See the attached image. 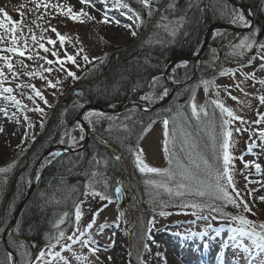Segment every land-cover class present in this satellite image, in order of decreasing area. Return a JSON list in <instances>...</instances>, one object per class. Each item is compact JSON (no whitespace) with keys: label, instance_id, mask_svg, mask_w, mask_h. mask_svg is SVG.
<instances>
[{"label":"rangeland","instance_id":"374dc122","mask_svg":"<svg viewBox=\"0 0 264 264\" xmlns=\"http://www.w3.org/2000/svg\"><path fill=\"white\" fill-rule=\"evenodd\" d=\"M221 1L222 4L223 0ZM230 1L234 2L235 4L229 3L227 1L228 7L230 9L235 8L241 11L251 22L252 28L259 29L257 32V39L264 40V1L263 7L260 11L262 13L261 21L258 26L256 25L253 15H248L251 13V11L245 3L240 0ZM45 2H48V0H45ZM50 2L65 4L67 6L74 5V10L76 11L84 8L85 11H88L90 14L94 15L96 19L91 21L85 19L84 23H77L71 21L65 16L57 15V13L51 9L46 10L44 8H40L37 10L33 0H0V9H3L5 12H7L14 20H23V24L21 25L20 29V31L23 32V36L20 40V46H24V37H28V48L30 51L27 54H34L35 52L39 51L40 55H46L49 59H51L52 57L50 54L43 53L42 50L38 49L37 45L33 44L30 36L35 34L38 39L43 36L44 39L41 42L45 43L46 47L52 48V45L47 44V39H56L55 34L50 31L51 28L55 27L61 34L68 37V40L65 44V48L68 53L75 54L77 50L83 49L81 55H88L90 59L92 57H96L98 60L104 59V61L107 62L108 60H111V57L113 58L116 56V62H118L121 58L125 57L124 55L127 52L142 44L143 40L147 36V33L151 30L150 26L153 23L154 18H156L154 13L152 16L154 17L152 18L153 21L151 20L149 25H134L133 27L139 34L138 38H136L132 37L130 35V31L123 27L124 24H131L132 21L121 15V11L127 10L117 9L116 0H93V2L96 4L97 8L102 9L107 6L109 9H112L109 14L119 19L121 21V25H105L100 23L99 21L101 20V13L95 12L92 8L81 4L79 0H50ZM165 2L166 0H158L159 11L156 12V15H160L161 12H163ZM238 5H242L247 9L242 10L238 7ZM219 7L217 8V13H219ZM21 12L24 14L23 16L19 15ZM0 19H3L2 14H0ZM33 21H35V23H33ZM217 23L223 26H229L230 28L226 30H216H218L219 33H230L229 40L236 42H238L239 38L247 35L251 30L250 28H245L240 25L233 26L224 20H220ZM29 28H31V33H29ZM242 29H245V31H238ZM20 31H18L17 35H20ZM0 32H2V30H0ZM218 36L220 35H217L214 38L212 35L209 37L207 43H204L205 41L202 40V43L199 46V49H202V47L205 46L203 48L202 55L208 48L207 51L209 52H207V55L210 59L208 63H202L206 64V70L204 73H202V75L197 74L202 56H198L199 50L194 56H192H198L197 61L191 63H178L179 65H177L174 70L168 71V73H166V70L169 64L164 68L162 74L160 75L159 81V83L162 84L161 94L164 92V89H167L170 85H179L180 87L174 89L172 92L170 96L171 99L177 89L182 88L185 84L191 86L192 93L188 96V100L186 102H181V106L179 105V107L176 109L171 110L164 109L163 111L166 113H172L170 115L171 117L168 116L171 126L173 118L177 117V113H179L180 118L191 117L190 104L194 102L198 107L205 106L210 115L213 113V111H215L217 122L219 123V109H216L215 106L211 104L212 99H219L225 104V106L231 108L236 115L243 117V119L247 121L245 124H241L240 121H234L233 124L229 126L230 130L234 129L235 127H240L242 130L249 129L248 131H242L241 133H236L233 131V136L231 138L232 146L230 147V154L234 156V160L232 162L234 165L233 177L236 187L241 193V196H243L247 202H249L250 206L253 207V212L255 213V215H246H248L250 219H253L257 222H264V203L257 201L255 204H253L251 197L247 196V192L251 189L260 188V184L255 183V181L264 182V142L259 139L256 131L257 128L264 130V121H262L258 126L252 123L258 118L257 110L259 113H264V106L259 105L258 101V96L264 94V86L254 83L252 80L246 79L245 76L242 75V73H253L256 75L257 79H260L264 78V70L260 69V61L258 59L253 61L251 65H247L245 63L243 67H240L241 63H244L248 56L255 54V49L248 53L243 59L234 58L231 54V49L226 47L229 40L225 44L220 43L219 45H214L212 43ZM5 46L7 45L0 44V47ZM59 47V42H57L56 48L59 49ZM213 49H216L215 53L212 51ZM5 54L6 53L0 52V55ZM63 54L64 50L61 49L60 55L63 56ZM223 57L225 59H223ZM226 59L227 62L225 61ZM98 60L94 61L93 64L84 65L82 59L78 57V62L81 64L82 68H87L89 70L87 77L94 70L99 69V66L105 63L104 62L101 64L98 62ZM12 63L14 65V70L19 73V75L16 77H13L11 73H8L7 69L4 67L3 61L0 60V69H3L7 77V79L4 81V86L11 87L13 89L12 94L15 95L17 99L21 100L23 105H27V109H25L23 112H19L10 101H5L3 97L0 96V109H6L9 114V118L6 119L4 113L0 112V128L3 129V131H0V167H7L10 164L14 165V167H12L8 173H0V228L4 229V231H0V259H3L6 252H12L16 264H28L29 258L22 257L18 254L20 249L17 248V244L23 243L25 249L31 253V258L34 259L35 255L38 254L40 249L45 248L50 236L58 235V230L55 225L61 217H64L65 213L61 214L54 223L52 232L46 239L45 245L37 247L34 244L27 242V240H25L19 232L17 222L19 221L22 211L18 214L16 220L10 227L13 221L14 213L10 221L6 222L2 220V210L6 205V201L8 202L10 197L14 198L11 195L14 188L16 189V184L20 180V174L22 173L21 169L25 162L28 161L29 157L33 156L34 153H37L38 162L36 165V170L38 168L39 162L42 159V168L49 164L48 160H54L52 159L53 157L44 158L45 152L41 154L42 150L40 149L42 143H44V138H46L48 135L47 132L50 125V122L48 121L51 120L49 119V116L54 115L59 110H62L61 108L63 107V104L77 99L75 97L68 96V91L71 89L72 91L81 90L89 80L84 78L85 74L83 71L77 70L72 65H67V67L71 68L73 71H76L78 76H81V79L78 81H73L71 78H66L65 73H58L55 70L51 74L43 72V68L48 67V65H46L44 61L35 58L33 60H28L26 57L13 56ZM189 64H192L193 66V77L196 76L195 78H197V81L192 83L193 79H191L185 84L178 83V80H176V71L179 68H184ZM25 65L27 67H25ZM52 67L55 69L58 66L53 65ZM227 69H236L235 75H219L221 70ZM25 72H43V75L48 79L53 80V82L59 79L61 83L58 85V88L62 89V91H57V89L47 87V80H42L36 76L29 77L24 74ZM203 81L211 82L208 86L207 95L205 93ZM241 81H243V83H240ZM238 83L240 84V87H237ZM17 85H20V87H17ZM27 85H35V87L42 92L49 104L53 107H46L43 101H40L38 98L35 100V102L30 100L28 97L32 96L33 93L31 88L27 87ZM157 86L159 85L156 83L155 87ZM74 87H76V89ZM78 87H81V89ZM155 87L152 88L154 89ZM225 88H227L228 91H225ZM150 91L151 92H149V89H147L145 94H150L153 97L161 96V94L158 96L157 93L152 92V89ZM217 91L219 92L218 96L215 95ZM228 92H231L232 96L238 97V100L231 99L228 95ZM53 93H55V95H53ZM244 93H248L249 95L246 96ZM129 99L133 100L131 98H126L123 101H130ZM78 100H81V98ZM159 100L161 99L142 101L147 103H155ZM240 101L243 103H240ZM168 102L158 109L164 108ZM183 104L186 105L185 111H182V108H185L184 106L182 107ZM36 105L44 108L45 113H47V116L45 117L46 127L44 126L43 129L40 127V114L36 113L35 111L28 110L33 109ZM88 105L90 104H85L84 107ZM14 112L16 113V117L12 118L11 114ZM25 115L29 117L33 127L28 128V122L24 120ZM17 119L19 120V123L16 122ZM191 122L193 124L195 123L194 120H191ZM150 126L151 127L147 128L148 130L146 132H142L144 127L142 128L140 131L141 135L139 134L140 137L133 147L129 148V150L125 153H118L121 157L119 161L115 160V157L118 155L113 157V161L117 166V176L115 178L112 190L111 187H108L107 189L104 188V191H107L108 194L112 196V203L101 201L99 200V197H97L95 200H92L91 197H88V201H91V206L89 207L88 202L81 204V209L83 212V216L79 224L81 231H84L87 224L92 220V213L97 209H103L96 216L93 227L91 229H87L85 235L81 237V240H90V247H98L100 249V251L96 254L100 257V259L97 260L96 255H93L91 252H89L87 247H82L80 243L72 244L70 251L67 249L61 251L60 245H57L54 251H61V256L68 259L69 264H129V252L132 254L131 264H140L141 260L144 261L145 264H156V260H159V264H246L245 257H248V253H245L242 249L237 251L229 248L226 250L221 247L222 242L229 238L226 230L220 232L218 235H215V238L196 237L188 240L182 238L186 233V230H190L192 232L204 231L206 228V221L199 220L195 223H191L196 219L195 216L191 215L192 210L173 205H178V203L182 200H199L201 198L193 196H186L183 198L175 196L169 197L168 193H166L163 189H157L144 183L146 179L164 181L165 178L156 176L155 174L139 173V171L134 166V158L132 156V151L135 149H143L145 162L150 166L158 168L170 167L168 160L165 157V153L163 152V119H160ZM88 127L92 130L91 126L88 125ZM187 130L193 131L191 128ZM219 131V128H217V133H219ZM25 132H27V138H25ZM70 134L71 136L76 137L77 140L74 147L69 148L67 143L69 139L68 136L65 138V143H58L55 147H62L65 149H74L79 147L77 148L79 150L75 151V153L64 154H77L85 150L88 144L87 143L86 145H83L85 141V134L80 130L77 135H73L72 133ZM33 135L36 136L35 141L31 139ZM81 135L84 136L83 141L79 140ZM200 139H203V145H200L202 141ZM197 140L201 149L204 148L205 143H209L210 145L207 130H201L198 134ZM251 141H255L259 147L253 148V151L249 153L248 147ZM169 147L179 154V143L175 145L174 149L171 143ZM205 155L208 157L211 156L210 147L208 150H206ZM241 156H243L244 161H255L260 163V172L257 173L255 167L251 165L247 169L244 168V163L240 159ZM184 162L186 163V160ZM219 163L222 165V157L219 160ZM103 166L105 167V164ZM104 167H102L101 172H103ZM171 167L175 169V165H172ZM246 176L248 177V180H245ZM4 180H7L8 182L6 184L2 183ZM117 182H120V184L118 185ZM166 182L168 183L169 187L175 188V181ZM88 183L89 182L87 181L85 184ZM30 185L31 182L28 184L27 190ZM116 186L122 187V192L119 197H116L115 195ZM27 190L24 192L23 196L26 194ZM255 194L257 196L264 195V189H261ZM22 197L20 198L16 209L18 208ZM82 200H85L84 196H82L80 200H77L76 203ZM161 202L167 203L168 206L161 207ZM104 205H107V207H104ZM74 206L70 212H67L68 216L64 217V223L59 225V229L64 230L66 232V236L72 235L73 229L75 227ZM161 210L171 214L161 217L159 215ZM226 210H232L231 206H228ZM117 217H121V219L118 221ZM153 217H155V226L152 235L156 243H152V241H148L145 238L146 242L150 246V252L141 250L140 259L138 260V237L141 231V224L146 223L148 219ZM101 225H103V229H101ZM213 226L219 227L220 223L218 221H213ZM9 233H11V235ZM113 233H115V235H113ZM178 233L180 235H177ZM75 234L79 235V232H76ZM157 237L161 240L164 238L167 244L178 249L180 251L178 252L180 258L181 254L185 253L183 251L186 250L188 252H195V255L203 259L207 256V254L205 257L203 256L205 251H207L210 246H213L217 261L215 263H213V261L211 263H207L205 261L200 262L198 259H195L192 256L191 257L193 260L188 263H183L180 258L170 260L165 251L157 247ZM113 240L115 241L114 246H112ZM64 242L71 244V241L65 240ZM52 243H55V240H52ZM245 243L247 244L249 242L245 241ZM205 244H207V247L204 246ZM104 249L107 250L105 251ZM157 251H159L162 256L165 257V259L155 258V253ZM76 256L87 257V260H77ZM109 256L112 257L111 261L107 259ZM37 264H39V262H37ZM54 264H63V262L57 260L54 262ZM247 264H250V261H248Z\"/></svg>","mask_w":264,"mask_h":264},{"label":"snow or ice","instance_id":"6c2138e0","mask_svg":"<svg viewBox=\"0 0 264 264\" xmlns=\"http://www.w3.org/2000/svg\"><path fill=\"white\" fill-rule=\"evenodd\" d=\"M81 4H84L93 9L95 12L101 13L100 23L105 25L108 24H116L121 25V21L117 19L115 16H111L109 13L112 9H109L107 6L100 9L96 7V4L93 0H79ZM35 3V8L38 10L40 8H44L46 10L51 9L56 12L57 15L65 16L73 22L84 23L86 20H95L96 17L90 14L88 11H85L84 8L76 11L74 10L75 6H67L65 4L51 3L50 0L45 2V0H33ZM139 3L143 6V9L146 10L147 17L151 18L154 13L159 11L158 0H139ZM117 9H126L127 11H121V15L125 16L127 19L131 20V24H124L123 27L130 31V35L132 37L138 38L139 34L136 29L133 27L134 25L139 26L145 23L144 19H142L140 11H136L132 9L128 3L123 2V0H116ZM189 9L196 7L199 11H206V9H200L198 5L193 3H189L187 6ZM178 10L177 0H172V2L166 3L163 12L160 14V21H168L167 24L156 23L154 25L155 28L161 29L163 28L166 32V39H159L157 43L163 45L165 43H171L172 39L176 37L177 32L186 26V13L185 15H179L177 18L170 19L168 15L165 13L171 12L176 13ZM216 11V9H214ZM0 14L3 15V19H0V44L7 45L5 47H0V52L6 53L5 55H0V60L3 61L4 67L7 69L8 73H11L13 77L19 75L17 71L14 70V65L12 63V57H26L28 60L38 59L45 62L48 67L43 68V72L51 74L54 70L58 73H65L66 78H71L73 81H78L81 79V76L77 75L76 71H73L71 68L67 67V65L74 66L77 70L84 72V78H87L89 70L87 68H82L81 64L78 62V57L82 59L84 65L93 64L94 61H97L98 58L92 57L89 58L88 55H81L83 49L77 50L75 54H70L67 52L65 48L66 41L68 37L61 34L57 28L53 27L50 29L52 33L55 34L56 39L48 38L47 44L52 45V48L46 47L45 43L41 42L44 37L41 36L39 39L35 34L30 36L33 44L38 46L39 50H42L45 54H50L51 59H49L46 55H40L39 51L34 54H27L30 49L28 48V37H24L23 47L20 46V40L23 36V32L20 31L21 25L23 24V20H14L7 12L3 9H0ZM19 15L23 16L24 14L21 12ZM248 15H252L249 13ZM219 16L224 19L228 24L233 26L240 25L245 28H250L251 30L247 35L238 39V42L229 40L227 48L231 49V54L234 58H245L248 53H250L253 49H255V54L248 56L244 63H241L240 67H243L246 63L247 65H251L253 61L259 60V67L261 70H264V40L257 39V32L259 29L252 28L251 22L246 18V16L239 10L235 8H229L227 4V0H223V3L219 7ZM42 18V17H41ZM192 22H195L193 19ZM35 23V21H33ZM18 31H20V35H17ZM29 33H31V28H29ZM183 35L187 36L189 33L187 31L183 32ZM217 35H221L222 37H226L227 33H219L218 30L213 32V37L215 38ZM57 42H59V49L56 48ZM64 50L63 56L60 55V50ZM214 53L216 49L212 50ZM107 55V54H105ZM99 63H104V59H99ZM22 63V61H21ZM187 63V62H185ZM53 65H57L55 69L52 67ZM25 67H27L25 65ZM43 72H25L24 74L29 77H39L42 80H47V87L57 89V91H62V89L58 88V85L61 83L59 79L55 82L53 80L48 79L43 75ZM236 69H227L221 70L219 72L220 76L225 75H235ZM246 79L252 80L254 83H258L259 85L264 86V78L257 79L256 75L253 73H242ZM7 79L5 72L3 69H0V96L3 97L5 101H10L12 105L17 108V111L23 112L27 109V105H23L21 100L17 99L15 95H13V89L11 87L4 86V81ZM157 81L156 78L153 77L150 83L151 87H155ZM211 82L203 81L205 93H208V86ZM240 83H243L241 81ZM20 87V85H17ZM27 87L31 88L33 93L32 96L28 98L30 100H35L38 98L40 101H43L44 105L48 108L53 107L49 104L46 97L42 94V92L35 87V85H27ZM237 87H240V84H237ZM225 91H228L225 88ZM6 94V95H5ZM246 96L248 93H244ZM55 95V93H53ZM167 89H164V92L160 97H153L150 94H145L140 97L141 100L151 101L153 99H162L164 96H167ZM216 96L219 95L217 91L215 93ZM228 95L233 100H238V97L232 96L231 92H228ZM259 105L264 106V94L258 96ZM240 103H243L240 101ZM211 104L215 106L216 109H219L220 118L219 123L217 122V117L215 115V111L210 115L206 110L205 106L198 107L194 102L190 104V112L191 117H179V113H177V117L173 118L172 125L170 128L169 119L165 118L163 120V152L165 153V157L168 160L170 165L169 168H158L152 167L148 163L145 162L143 149H135L132 151V156L134 158V166L141 174H155L159 177H164V181H157L154 179H146L144 183L146 185H150L157 189H163L166 193H168L169 197H186L193 196L201 198L199 200H182L178 203L180 208L191 209V215L195 216V220L191 223H195L196 221L203 220L206 221V228L204 231L200 232H192L190 230H186V233L183 235V239H193L196 237H211L215 238V235H218L222 231H227L229 238L222 242L221 247L224 249H233V250H243L245 253H248V257H245L246 264L250 261V264H264V222H257L253 219H250L246 214L255 215L253 212V207L250 206L249 202L241 196L240 191L236 187L235 180L233 177V160L234 156L230 154V147L232 146V136L233 131L236 133H241L242 131H248L249 129H241L240 127H235L230 130L229 126L233 124L234 121H240L241 124L247 123L243 119V117L238 116L234 113V111L225 106L223 102L219 99H212ZM80 108L84 107V104L79 105ZM30 111H35L39 113L41 116L40 127L43 129L45 126V117L47 113H45L44 108L36 105L33 109H28ZM0 112L4 113L6 119L9 118V114L6 109H0ZM258 118L252 123L255 125H260L262 121H264V113H259L257 110ZM12 118L16 117V113L11 114ZM226 117V118H225ZM99 118H107L111 120V117H107L105 113L99 112L96 110H89L84 112L82 119L88 123L89 126L94 127L98 122ZM126 119H129L126 117ZM24 120L28 122V128L33 127L32 123L29 120L27 115L24 116ZM191 120H194L193 124ZM19 123V120H16ZM76 129L80 131L84 130V125L80 122H76ZM126 129L127 125L124 126ZM149 127H151L149 125ZM193 129V131H189L187 129ZM217 128H219V133H217ZM145 128L143 131H147ZM201 130H207L209 143L204 144V148L201 149L197 140L198 134ZM0 131H3L0 128ZM130 131V129H129ZM257 134L259 139L264 142V130L257 128ZM25 138H27V132H25ZM65 136H68L69 139L67 141L69 148H72L76 145V137L71 136L69 131H65L61 135L60 143H65ZM222 137V142H221ZM33 141H35L36 136L33 135L31 137ZM84 136L81 135L79 137L80 141H83ZM172 144L173 149L177 143L180 144L179 154L176 151L170 149L169 145ZM210 147L211 156L208 157L205 155V151ZM259 147V145L255 141H251L248 147V152L251 153L253 148ZM61 152L56 151L53 153H49L50 157L60 156ZM222 157V165L219 163V160ZM121 159L120 156H116L115 160L119 161ZM240 159L244 163V168H249L250 165L254 166L256 172L259 173L261 170V164L255 161H244L243 156ZM186 160V163L184 162ZM51 160H48V163H51ZM90 164H94L99 166L101 163H107V161L102 158H94L92 161H89ZM175 165V169L171 166ZM14 165L10 164L7 167H0V173H8ZM103 181V186L105 189L109 187L108 180L106 177V171L100 172L97 167L96 170L91 172V177L89 178V183L84 185V191L82 195L85 197V200H82L75 204L74 206V218H75V227L73 229L72 235H67L64 230L59 229V225L64 223V217L68 216V213L64 214V217H61L57 222L55 227L58 230V235L50 236L48 243L45 248L40 249L38 254L35 255L34 259L31 258V253L25 249L23 243H18L17 248L20 249L18 252L22 257H28V264H54L55 261L60 260L63 264H69V260L65 257L61 256V251L67 249L71 250L72 244L80 243L82 247H87L88 251L93 255H96L100 249L98 247H90V240L83 239L81 237L85 235L87 229H91L93 224L95 223L96 216L103 209H97L92 213V220L87 224L84 231H81L79 228L80 221L83 216V212L81 209V204L88 202L89 207L91 206V201H88V197H91L92 200H95L99 197L101 201H107L108 203H112V196L108 194L107 191H97L95 185ZM245 180H248V177H245ZM166 181H175V188H171L168 186ZM8 181L4 180L2 183L6 184ZM255 183L260 184V188H253L247 192V196L251 197L253 204L257 201L260 203H264V195H256L255 193L259 192L261 189H264V182L255 181ZM119 185L120 182H117ZM122 192L121 186L115 187V195L119 197ZM168 204L161 202V207H167ZM228 206H231L232 210H226ZM107 207V205H104ZM206 213V214H205ZM171 213L161 210L159 215L161 217L170 215ZM121 217H117L119 221ZM212 221H218L220 223L219 227H213ZM19 222H17V227H19ZM155 226V217L148 219L146 223L141 224V231L138 237V255L137 259H140V252L149 251L150 246L146 242L152 241V243H156L154 237L152 235L153 229ZM103 229V225L100 226ZM0 231H4L3 228H0ZM79 232V235L75 233ZM11 235V233H9ZM115 235V233H113ZM177 235H180L179 233ZM146 238V240H145ZM52 240H55V243H52ZM71 241V244H67L64 241ZM248 241L249 243H245ZM57 245H60L61 251H54ZM115 245V241H112V246ZM207 247V244L204 245ZM35 247V246H33ZM105 251L107 249H104ZM131 252H129V264H131ZM97 260L100 259L98 255H96ZM155 258L165 259L162 254L157 251L155 253ZM77 260H87V257L76 256ZM111 261L112 257L109 256L107 258ZM0 264H16L14 260V255L12 252H6L3 259H0ZM140 264H145L144 261H140ZM156 264H159V260H156Z\"/></svg>","mask_w":264,"mask_h":264},{"label":"trees","instance_id":"16d2710c","mask_svg":"<svg viewBox=\"0 0 264 264\" xmlns=\"http://www.w3.org/2000/svg\"><path fill=\"white\" fill-rule=\"evenodd\" d=\"M240 1L249 7L258 26L261 21L262 13L260 11L264 0ZM123 2L128 3L132 9L140 11L145 25H149L152 18H154L147 17L146 10L143 9L139 0H123ZM169 2H172V0H166L165 5ZM190 2L198 5L200 9H206V11H199L196 7L189 9L187 6ZM221 2V0H177V12H168L165 15L172 19L186 13V26L177 32L171 43L163 45L157 43V41L166 39V32L163 28H155L154 25L158 22L167 24L168 21H160V15L155 13L156 18H154V21L152 20L151 30L147 33L140 46L127 52L124 55L125 57L118 62H116L117 57L114 56L113 58L111 57V60L99 66V69L94 70L87 77L89 81L83 88L85 92L83 99L67 102L63 104L62 110L49 116L51 120L48 121L50 122L48 135L44 138V143L41 145V154L60 143L61 135L65 131H69L73 135L79 133L75 126L77 116L81 110L80 104L112 106L126 98L140 99L147 89H149V92L152 89V92L157 93L159 96L162 91V84L159 83L160 75L164 68L173 60L188 59L194 56L209 26L224 20L217 13V8ZM193 19L195 22H192ZM184 31H187L189 35H183ZM229 39L230 33H227L226 37L220 35L212 43L214 45L225 44ZM207 50L208 48L201 56L198 75H202L206 70V64L202 63H208L210 60L207 55L209 51ZM223 59L225 58L223 57ZM225 61L227 62V59ZM153 77L156 78L159 85L154 89L150 86ZM195 77H193L192 64L176 71L178 83L185 84L191 79H193L192 83H194L197 81ZM191 93V86L185 84L182 88L177 89L164 108L152 112H143L136 108H130L121 117L106 115L112 119L99 118L95 126H91L94 136L90 137L85 150L77 154H62L53 157L52 159L54 160L43 168L38 184L20 214L18 221L20 225L19 232L24 239L37 247L45 245L46 239L52 232L58 217L63 213L70 212L76 201L82 198L84 185L87 181L89 182L91 172L96 170L97 167L101 172L102 167H104L105 163H101L99 166L90 164L89 161L94 158H102L107 161L103 172L106 171L108 184L112 190L117 176V166L113 161V155L104 143L110 145L118 153H125L137 142L143 127L144 129L149 128V125L160 119L164 120L165 118L168 119V116L171 117V112L166 113L163 110L176 109L181 102L188 100V96ZM183 106L185 108H182V111H185L186 105L183 104ZM126 117L129 119H126ZM125 125L128 126L127 129L124 127ZM200 140H202L200 145H203V139ZM37 157V153H34L23 165L20 180L11 195L14 198L10 197L2 210V220L10 221L20 198L27 190V186L35 174L38 162ZM95 188L97 191H104L103 181L101 180L100 183H97Z\"/></svg>","mask_w":264,"mask_h":264},{"label":"water","instance_id":"95a60500","mask_svg":"<svg viewBox=\"0 0 264 264\" xmlns=\"http://www.w3.org/2000/svg\"><path fill=\"white\" fill-rule=\"evenodd\" d=\"M227 1L229 3L235 4L234 2H231L230 0H227ZM238 7L241 8L242 10L247 9L246 7H244L242 5H238ZM228 28H230V27L229 26H223L221 24H212V25H210L209 28H208V31L206 32V35H205L206 38L204 37V39H203V41H205L204 43L208 42L209 37L212 36V33L216 29H224V30H226ZM238 31L239 32H243V31H245V29L238 30ZM204 47L205 46H203L202 49H199L198 56L202 55ZM198 56H195V57H192V58H188V59H182L181 58V59L173 60L167 66L166 73H168V71H170V70H174V68L177 65H179L178 63H181V62L191 63V62L197 61L198 60ZM178 87H180V86L179 85H177V86L170 85V90H169L168 95L164 96L161 100H159V101H157L155 103H147V102H144L142 100H137V101L125 100V101L116 103V104L112 105L111 107L110 106H102V105H98V104H90L88 106L83 107L81 109L80 113L77 116V121H80L84 125L83 132L85 134V141H84L83 145H86L88 140H89V138H90V136L94 135V132L88 127V123H86V121H84L82 119L84 112L89 111V110H96V111H99V112H103L105 114H112V115L119 114V115H121L129 108H137V109H139L141 111H144V112H151L153 110H156V109L164 106L169 101L170 96H171L172 92L174 91V89H176ZM71 94L73 95V97H75L77 99H80V98L83 97V90H77V91L75 90V91H72ZM105 145L108 148V150L112 154H114V151H113L112 147L107 145V144H105ZM77 150H79V149H77V148L65 149V148H62V147H53L50 150H48L47 152H45L44 158L49 157V153H53V152H56V151H60L61 153H75V151H77ZM42 160L38 164V168L35 171V174L33 176V179H32L30 187L28 188L26 194L22 197L18 208L14 212L13 221H12L10 227L12 226L14 221L16 220V217L18 216V214L22 211L24 205L26 204L27 200L32 195L34 189L36 188V186L38 184V181L40 179V176H41V173H42V170H43V168H42L43 161Z\"/></svg>","mask_w":264,"mask_h":264},{"label":"bare ground","instance_id":"6f19581e","mask_svg":"<svg viewBox=\"0 0 264 264\" xmlns=\"http://www.w3.org/2000/svg\"><path fill=\"white\" fill-rule=\"evenodd\" d=\"M169 90H170V86L167 88V92L168 93H169ZM76 148H79V147H76ZM263 175H264V171H263ZM165 241L166 240H164V238H163V240H161V239H158V237H157V243H158L157 247H159L161 250L165 251V253L169 256L170 260H173L175 258H180L179 257V253H178L180 251L178 249H176L175 247L170 246ZM213 248H214L213 246H210L207 249V251L204 250L205 253L203 254V256L205 257L206 254H207V256L205 258H203V259H201V257L195 255V252H188V251L185 250V251H183L185 253L181 254V258L182 259L180 258V260L183 263L184 262L188 263V262L192 261L193 260L192 257H194L195 259H198L200 262H204L205 261L207 263H211L213 261V263H215L217 261V258L215 256V252H214Z\"/></svg>","mask_w":264,"mask_h":264}]
</instances>
